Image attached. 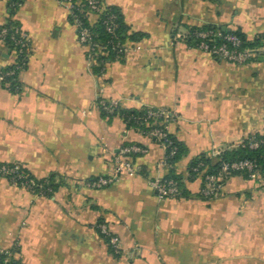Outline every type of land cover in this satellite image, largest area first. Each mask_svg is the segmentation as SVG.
Segmentation results:
<instances>
[{
  "label": "crops",
  "instance_id": "crops-1",
  "mask_svg": "<svg viewBox=\"0 0 264 264\" xmlns=\"http://www.w3.org/2000/svg\"><path fill=\"white\" fill-rule=\"evenodd\" d=\"M9 0H0V28ZM119 10L128 39L121 61L97 76L59 0H25L13 20L31 41L20 92L0 86V163H18L36 179L53 178L51 197L0 177V250L18 248L20 264H264V180L231 176L213 199L188 181L196 157L219 155L249 136H264V49L235 65L190 48L179 36L214 25L264 34V0H106ZM91 23L96 17H91ZM0 41V67L12 64ZM100 96L122 108H162L169 132L187 148L174 171L190 196L160 201L150 181L164 178L165 151L120 117H104ZM146 149L139 173L103 189L124 145ZM120 239L115 254L99 233Z\"/></svg>",
  "mask_w": 264,
  "mask_h": 264
},
{
  "label": "built area",
  "instance_id": "built-area-1",
  "mask_svg": "<svg viewBox=\"0 0 264 264\" xmlns=\"http://www.w3.org/2000/svg\"><path fill=\"white\" fill-rule=\"evenodd\" d=\"M62 4L66 5L69 9L70 15L74 17V26L77 30L78 40L80 44L88 50V53L93 55H107L105 49H110L111 52L123 54L125 56L127 52V43H122L116 40L115 32L119 27L117 22V16L115 14H108L105 21L107 32L113 37L107 41L103 46L93 39L90 26H86L84 20H88L91 23V17L98 18L99 15L104 13L110 6L106 3V0H87V11L84 9L85 4L80 1L75 4L70 0H59ZM75 11L79 12V15L74 14ZM186 34L180 35L179 38L184 41ZM202 42L198 46V50L207 53L208 55L226 61L235 65H246L252 61L255 57V51L251 49H243L242 42L239 37L235 35H224L220 31L207 30L200 31L195 34ZM211 37H221L224 42L220 45L210 46L207 42ZM10 39L13 42L11 52L14 56L13 62L6 72H0V86L10 78L13 81H19L20 74L26 69L28 65L30 53H31V41L28 34L22 30V28L12 27L11 29L3 27L0 30V41L5 44V40ZM108 63L101 69V76H103L108 67ZM20 82V81H19ZM6 87L10 86V83H5ZM20 88L17 87V90ZM120 104L117 101H109L100 96L98 100V108L100 111L106 112L108 115H114ZM153 120V126H157L149 130L146 135L150 139L157 142L165 151L163 159V165L167 166V159L174 155L175 149L172 148V142L167 138L169 132V126L176 120V115L162 108H148L146 117L137 118L138 121H144L148 123V120ZM133 129V128H128ZM136 130V129H135ZM249 137L243 139L237 146L244 145L245 141ZM249 147L251 149H257L264 147V139L262 140H248ZM235 146V147H237ZM146 153V149L137 144L124 145L118 155L113 156V170L109 175L99 177L94 180H90L86 183L87 187L94 189H103L114 185L122 177L126 175H132L139 173L141 168L133 161L134 155H143ZM261 167L251 160H243L239 162L223 163L219 175H209L205 177L204 186L201 189V194L206 199L216 198L219 194L220 185L218 181L222 175H229L231 172H245L248 174V178L253 181H263ZM0 177L7 179L12 184L25 189L26 191L37 195L46 197V193H50L51 190H46L44 185H38L34 180H28V176L23 171V166L18 163L8 164L2 163L0 165ZM150 186L157 193L160 201L167 199H176L180 195V191L177 187V183L173 180H167L165 178L156 179L150 181ZM37 191V192H35ZM97 228L101 235L108 238L109 246L115 254H119L121 251L120 239L115 236L109 227L104 224H98ZM15 248L10 250H0V264H11L12 260L16 257ZM3 258V259H1Z\"/></svg>",
  "mask_w": 264,
  "mask_h": 264
},
{
  "label": "trees",
  "instance_id": "trees-1",
  "mask_svg": "<svg viewBox=\"0 0 264 264\" xmlns=\"http://www.w3.org/2000/svg\"><path fill=\"white\" fill-rule=\"evenodd\" d=\"M74 4L78 1H80L82 4H85L84 9L87 11V0H70ZM25 2V0H9L8 1V9H9V16L10 19L8 22L0 28V30L5 27L8 29H11L12 27H18L21 28V26L15 22L12 18L16 14L17 10L19 7ZM115 14L117 16V22L119 27L117 28L115 35H116V40L122 42V43H127L128 39H133L136 40L139 38L138 35H133V36H128L127 35V27L124 24L123 17L121 13L119 12L118 9L114 7H109L104 13L98 16L96 18L95 23H89V21L86 19L84 20L86 26H90V30L93 35L94 41L97 43L105 46L107 41H109L111 38H113L108 32H107V25L105 23L107 19L108 14ZM74 14L79 15L78 11H75ZM70 22L74 24V17L70 15ZM207 30H214V31H220L224 35H235L240 38L242 42V48L243 49H251L255 51L256 56L259 55L260 50L264 49V34L258 36L254 40H248L246 36L239 30H223L222 27L219 26H214V25H205L202 27H193L190 28L187 33H186V39L183 41L185 42L188 47L190 48H195L197 49L199 44L202 42L201 39H198L195 34L200 32V31H207ZM207 42L210 46L213 45H220L221 43L224 42V40L221 37H211L209 38ZM5 45L12 50L13 47V42L8 38L5 40ZM108 52L107 55L99 54V55H93L91 58V54L88 53V57L90 58V61L92 62V68L97 76H101V69L105 64H110L115 61H121L124 58L123 54H116L111 52V50L105 49L104 52ZM12 67L6 66V67H0V72H6ZM27 68V66H26ZM5 83H10L9 87H6ZM5 88H8L10 91L14 93L20 92L21 85L20 82L18 81H13L12 79L8 78L4 84L2 85ZM17 87L20 89L17 90ZM170 111V110H169ZM148 112V108H142L139 110H134V109H125V108H118L116 113L114 115H108L106 112L101 110V113L104 117L107 118H112V117H120L127 128H133L134 130L136 129L137 131L141 132L142 134L147 133L149 130L152 128H155L157 126H153V120H148V123H145L143 120L138 121L137 118H143L146 117ZM167 138L169 141L172 142V148L175 149L174 155L170 156L167 159V165L169 167V173L166 177H164L167 180H173L175 183H177V187L180 191V195L176 199H183V198H188L190 196L189 192L185 188L184 180L181 175H177L174 171V167L176 163L187 153V148L185 145H183L181 142H179L172 134H168ZM249 139H254V140H262L264 139V136H249ZM248 139V140H249ZM248 140L245 141L244 145L242 146H237V147H232V148H227L223 150L219 155L215 157H211L207 154H202L198 157H196L192 162L190 163L188 167V181H194L197 178H201L202 180V187L204 186V181L205 177L209 175H219L221 171V166L223 163H231V162H239L243 160H251L255 162L257 165H259L262 173V177L264 179V147H259L257 149H251L249 147ZM140 156V155H134L133 156V161L135 162V159ZM13 164V163H9ZM2 165V163H0ZM21 165V164H20ZM23 171L26 173L28 176V180H34L38 185H44L46 190H51L50 193H46V197H51L57 188V185L55 184V181L53 178H46V179H36L32 177L26 169L23 167ZM240 175L243 176L247 179L248 174L245 172H236L233 171L229 175H222L221 179L218 181V184L221 186L226 179H228L231 176H236ZM37 192V191H35ZM199 196L203 199H206L203 197V195L200 194ZM100 233V232H99ZM107 245L109 246V240L108 238L104 237L101 235ZM110 247V246H109ZM111 249V248H110ZM112 250V249H111ZM15 253H18V248H15ZM3 259V258H1ZM11 264H20L19 261L15 260V258L12 260Z\"/></svg>",
  "mask_w": 264,
  "mask_h": 264
},
{
  "label": "water",
  "instance_id": "water-1",
  "mask_svg": "<svg viewBox=\"0 0 264 264\" xmlns=\"http://www.w3.org/2000/svg\"><path fill=\"white\" fill-rule=\"evenodd\" d=\"M223 30H226V28H223Z\"/></svg>",
  "mask_w": 264,
  "mask_h": 264
}]
</instances>
